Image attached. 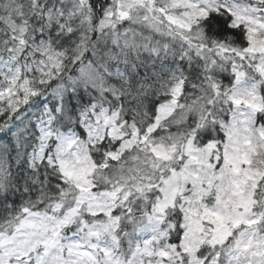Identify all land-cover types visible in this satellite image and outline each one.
I'll return each instance as SVG.
<instances>
[{
  "label": "snow or ice",
  "instance_id": "snow-or-ice-1",
  "mask_svg": "<svg viewBox=\"0 0 264 264\" xmlns=\"http://www.w3.org/2000/svg\"><path fill=\"white\" fill-rule=\"evenodd\" d=\"M0 264H264V0H0Z\"/></svg>",
  "mask_w": 264,
  "mask_h": 264
}]
</instances>
